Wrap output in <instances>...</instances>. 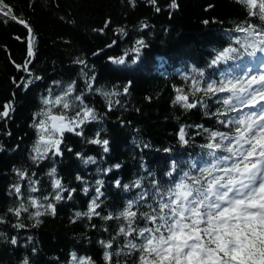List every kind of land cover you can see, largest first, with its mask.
<instances>
[{
	"label": "trees",
	"instance_id": "1",
	"mask_svg": "<svg viewBox=\"0 0 264 264\" xmlns=\"http://www.w3.org/2000/svg\"><path fill=\"white\" fill-rule=\"evenodd\" d=\"M6 2L19 19L30 25L36 55L27 57V29L0 17V111L8 103L14 109L9 117L0 119V264H72V253L91 257L94 264H108L105 251L113 254L112 264H139L140 253L125 247L132 237L118 232L126 223L116 218L119 212L142 192H147V199L133 210H138V216L150 212L147 205L155 206L157 189L165 192L183 172L196 174L191 169L193 163L203 166L210 161L208 150L201 147L208 142V135L198 125L232 133L234 126L225 127L219 120H235L249 112L229 111L221 115L227 109L218 101L227 93L203 97L207 107L198 103L196 108L184 109L173 103L176 89L189 93L190 78H199L196 70H203L205 81L219 80L225 74L241 75L240 68L250 67L255 56L245 55L216 67H209V62L229 44L238 46L237 37L245 39L244 33L235 31L237 25L248 21L264 29V21L249 17L237 0H176L177 8L169 7L171 0H157L160 12L149 0H135V6L130 0ZM6 19L8 22H3ZM106 21L110 23L103 33L97 31L104 28ZM142 23L148 27L143 28ZM121 28L127 35L119 31ZM138 39H143L146 47L135 63V54L131 53L124 65L109 59L123 56ZM110 44L112 47H107ZM27 59H31L30 74L15 66ZM77 59L86 60L87 67L75 63ZM82 69L89 77L95 75L92 90L88 89ZM248 75L256 74L251 71ZM22 79L33 82L25 88ZM73 81L74 95L82 96L83 104L93 108L98 119L77 128L76 132L82 135L65 131L59 146L62 155L49 153L47 159L34 163L31 157L38 130L33 121L44 107L42 98L49 95V90L52 96L62 93ZM129 82L131 86L124 94L123 88ZM103 92L118 94L106 97ZM201 96L189 95V102ZM74 105L73 110H66L68 116L82 107L80 101H74ZM53 111L58 113L61 109ZM181 127L189 138L187 145L178 140ZM97 133L99 139L109 141L108 152L101 144L88 142L97 138ZM88 157L96 162L85 164ZM115 164L121 167L116 169ZM173 165L175 172L169 176ZM53 167L55 178L68 190L61 193L58 201L52 199L59 190L53 189V178L48 175ZM17 169L26 171L28 177L21 180ZM29 178L38 181L37 192L29 191ZM98 180L102 183L97 184ZM117 180L120 186L116 185ZM137 180L141 182L139 188L133 187ZM17 184L21 188L19 197L13 188ZM97 187L102 193L97 201L99 215L91 219L76 217L77 212L87 211L90 201L97 197ZM29 196H48L45 204L51 202L55 214L48 210L36 218L40 221L37 223L28 213L22 212L17 218L9 212L18 207L20 198L27 205ZM108 215L113 219L103 218ZM133 226L142 228L145 221L138 218ZM13 238L15 244L11 243ZM101 241L110 242L112 248L105 249Z\"/></svg>",
	"mask_w": 264,
	"mask_h": 264
},
{
	"label": "snow or ice",
	"instance_id": "2",
	"mask_svg": "<svg viewBox=\"0 0 264 264\" xmlns=\"http://www.w3.org/2000/svg\"><path fill=\"white\" fill-rule=\"evenodd\" d=\"M135 6V0H130ZM155 7L156 12L161 9L156 6L157 0H149ZM245 7L249 17H256L264 21V0H237ZM170 8H177L176 0H171ZM0 17H7L10 20L23 25L29 34L27 40V57L34 58L36 53L33 48L34 37L30 25L23 19H19L15 14L12 5L6 0H0ZM3 22L7 23L8 20ZM110 21H106L104 28L97 31L103 33L108 27ZM208 23V21H204ZM142 27H148L142 23ZM122 34L127 35L121 28ZM235 31L244 33L245 39H235V45L229 44L227 47L216 52L209 62V67H216L222 63L242 59L245 55L253 57L259 53H264V29L257 25L244 21L237 25ZM20 39V37H16ZM115 44V41H113ZM112 47V45H107ZM146 47L143 39L135 41V45L128 49L123 56L110 57L109 59L117 65H124L129 54H135L132 62L139 59V53ZM103 51V49L99 50ZM99 52L94 53L98 55ZM31 59H27L23 64H16L19 71L29 72L28 67ZM75 63L87 67V61L77 59ZM199 78L191 79V89L185 93L183 89L177 88V95L173 101L184 109L196 108L198 103L207 107L203 102V97L212 98L220 93H227L219 103L226 106V111L220 113L227 115L229 111L239 112L243 108L255 109L258 104L264 102V75H248L251 68L242 66L241 75L231 74L222 75L219 80H204L203 70H196ZM81 74L86 78L85 82L88 89H93L95 75L88 76L87 72L81 70ZM40 79V77H36ZM33 81L31 79H22L24 87L27 88ZM259 85V87H256ZM19 86V85H17ZM131 82L123 88V93L127 94ZM99 91V89H97ZM75 82L67 85L62 93L42 98L44 107L34 117V126L37 128V142L33 146V162L47 159L48 154L58 156L62 155L60 144L65 131L76 132L85 123H91L98 119L95 110L83 104V98L80 95H74ZM118 93L103 92L102 95L110 96ZM202 94L200 99L189 102V95L197 96ZM74 101H80L82 107L74 111L72 116L67 115L66 110H73ZM117 103H119L117 101ZM53 108L61 109L60 112H54ZM12 108L11 103L5 104L3 111H0V119L9 117ZM111 110V102L109 103ZM219 123L225 127L234 126L232 133L213 131L202 128L208 135V142L201 147L207 149L209 162L203 166L191 165L195 170V175L189 171L181 174L180 179L173 183L165 192L156 190L154 196L157 197L155 206L148 204L150 212L139 213L133 210L136 204L147 199V192H142L136 201H129L125 209L119 212L117 219H122L126 223L119 227V234L125 237H132L127 240L125 245L131 251L140 253L138 256L139 264H264V106L258 111H249L237 119L219 120ZM82 135V132H76ZM178 140L182 145L189 143V138L185 128L181 127L177 134ZM92 144H101L104 152H108L109 141L97 138L88 141ZM146 147V145H145ZM218 153H224L218 155ZM79 156L80 154L77 153ZM95 163L93 157H88L84 163ZM116 169L120 164L113 166ZM107 169L106 171H111ZM21 180L28 177V173L23 170H15ZM175 172V165L168 173L171 176ZM33 176L35 173L32 174ZM49 177L53 178V189L56 191L52 199H62L61 193L68 191L56 177V169L53 167L48 172ZM77 179H81L77 176ZM38 181L29 178L28 186L30 192H37ZM97 181V184H101ZM117 186L120 181L117 180ZM155 181L153 184L155 185ZM128 188V185H124ZM133 187H141V182L137 180ZM16 194L21 192L20 186L14 185ZM74 191V190H71ZM87 193L88 189H84ZM97 197L92 199L85 212H77L76 217L85 216L91 219L98 216L96 209L100 206L97 201L100 188H96ZM71 192H69V198ZM27 205L23 198L15 209H9L17 218L23 213H28L29 217L36 219L51 210L55 214L54 205L49 202L48 196L42 199L29 196ZM35 209L29 212V209ZM43 210V211H42ZM104 219H113L112 215L103 217ZM145 221L144 227H134L137 219ZM36 222L40 221L36 219ZM150 225V226H149ZM23 227V225H16ZM139 239V243H137ZM12 244L16 243L13 238ZM105 249L112 248V244L104 243ZM119 255V253H117ZM113 254L105 251L104 259L108 264H112ZM72 264H94L91 257H77L75 253L71 254ZM27 264V261H25Z\"/></svg>",
	"mask_w": 264,
	"mask_h": 264
},
{
	"label": "bare ground",
	"instance_id": "3",
	"mask_svg": "<svg viewBox=\"0 0 264 264\" xmlns=\"http://www.w3.org/2000/svg\"><path fill=\"white\" fill-rule=\"evenodd\" d=\"M251 65H253V63H251Z\"/></svg>",
	"mask_w": 264,
	"mask_h": 264
}]
</instances>
